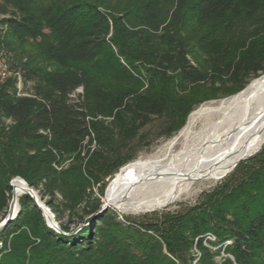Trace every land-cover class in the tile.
<instances>
[{"label":"trees","instance_id":"obj_1","mask_svg":"<svg viewBox=\"0 0 264 264\" xmlns=\"http://www.w3.org/2000/svg\"><path fill=\"white\" fill-rule=\"evenodd\" d=\"M2 56L19 80L0 81V222L21 178L62 233L22 195L0 264H264V145L195 206L101 211L145 128L168 139L264 74V0H0Z\"/></svg>","mask_w":264,"mask_h":264},{"label":"bare ground","instance_id":"obj_2","mask_svg":"<svg viewBox=\"0 0 264 264\" xmlns=\"http://www.w3.org/2000/svg\"><path fill=\"white\" fill-rule=\"evenodd\" d=\"M197 124L201 131L192 136L188 131ZM178 143L180 150L175 152ZM263 145L264 74L229 99L191 112L177 137L152 156L121 168L105 192L104 205L124 214L162 208L196 181L215 180L230 172ZM12 188L18 201L26 186L14 179Z\"/></svg>","mask_w":264,"mask_h":264},{"label":"rangeland","instance_id":"obj_3","mask_svg":"<svg viewBox=\"0 0 264 264\" xmlns=\"http://www.w3.org/2000/svg\"><path fill=\"white\" fill-rule=\"evenodd\" d=\"M1 61H3L7 67H8V70L10 71V77H13V78H16L19 80L18 76H17V73L14 72V69L12 68V63L10 62V60L7 58V57H4L2 56L1 57ZM12 68V69H10ZM17 80V81H18ZM252 81V80H251ZM250 81V82H251ZM249 82V83H250ZM30 87H31V84L28 83L27 85H19L18 84V88H22L24 92H29L30 90ZM230 97L228 98H223V99H218V100H214V101H209V102H205L203 104H201L200 106H198L197 108H195L193 111L199 109L200 107L204 106V107H213L215 105H217V103L223 101V100H227L229 99ZM213 104V105H212ZM192 111V112H193ZM190 115V114H189ZM188 115V116H189ZM188 119V117H187ZM187 119H186V122H187ZM186 122H185V125H186ZM185 125L183 126V128L185 127ZM182 128V129H183ZM181 129V130H182ZM180 130V131H181ZM179 131V132H180ZM201 131V125L197 124L195 127L191 128L188 133H191V135H196L198 134L199 132ZM179 132H177L176 134H174L172 137L168 138V139H161V138H158V128H157V125H152L151 127L149 128H145L142 133H145L147 134V139L150 140L151 144L148 148H143V149H137V152H136V157L134 160H137V159H146L150 156H152L155 152H157L164 144H166L167 142H169L171 139L175 138L178 136ZM182 141V139H180L178 142L180 143ZM179 143L177 145V148L174 150L175 152H178L180 150L179 148ZM133 160V161H134ZM132 162V161H131ZM129 162V163H131ZM129 163L125 164L124 166L128 165ZM123 166V167H124ZM122 167V168H123ZM120 169V168H119ZM118 172V171H117ZM115 172L111 177L107 178L105 181H106V187L109 186V184L112 182L115 174L117 173ZM229 172V171H228ZM226 173L224 174L223 176L215 179V180H208V181H203L200 180L199 181H196L195 183L192 184V186L190 187V189L188 190V192L186 193H183L176 201L162 207V208H159V209H154V210H151V211H146V212H143V213H121L119 212L118 210L112 208V207H108L109 209H111L117 216H118V219L119 220H122L124 217H127V218H133V219H143L145 218L146 216H150L151 214H154V213H162V212H180L188 207H192V206H195L196 204H198V202L200 201L201 199V195L205 192H209L211 191L217 184H219L229 173ZM108 188V187H107ZM105 190H107L105 188ZM105 193V192H104ZM105 196V195H104ZM103 196V197H104ZM102 203L104 204V199L102 201ZM209 240L213 241V237H208ZM205 246L211 251V252H216L218 247L217 246H212V245H209L207 243H205ZM191 254V257H192V261L190 262V264H198V259L200 257V254L192 249V251L190 252ZM221 257H224V255L222 253H220L219 256L215 257V260L217 262L220 261Z\"/></svg>","mask_w":264,"mask_h":264},{"label":"water","instance_id":"obj_4","mask_svg":"<svg viewBox=\"0 0 264 264\" xmlns=\"http://www.w3.org/2000/svg\"><path fill=\"white\" fill-rule=\"evenodd\" d=\"M261 149V147L259 148V150ZM258 150V151H259ZM257 151V152H258ZM257 152H255L254 154H256ZM254 154L241 159L240 161H243L251 156H253ZM238 161L234 167L240 162ZM233 167V168H234ZM232 171V170H231ZM15 179H19L21 182H23V184L26 186V191L24 192L23 195L27 196L34 204L35 206L38 208V210L41 212L42 217L46 223V225L51 228L52 230H54L57 233H62L57 225V223L54 221L53 216L51 215V213L49 212V210L47 209V207L42 203L41 199L38 197V195L36 194V192H34V190L28 186L26 184V182L24 180H22L21 178H15ZM12 182L13 180L10 182V187H11V197H10V201L8 204V209L6 212L5 217L3 218V220L0 222V232L4 229L5 225L11 221L13 218L16 217V214L18 212L19 209V199L18 201L15 198V195L13 193V188H12ZM108 208V206L106 205H102L101 207V211H105Z\"/></svg>","mask_w":264,"mask_h":264},{"label":"built area","instance_id":"obj_5","mask_svg":"<svg viewBox=\"0 0 264 264\" xmlns=\"http://www.w3.org/2000/svg\"><path fill=\"white\" fill-rule=\"evenodd\" d=\"M10 75L7 65L0 58V81L10 77Z\"/></svg>","mask_w":264,"mask_h":264}]
</instances>
